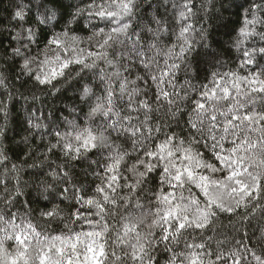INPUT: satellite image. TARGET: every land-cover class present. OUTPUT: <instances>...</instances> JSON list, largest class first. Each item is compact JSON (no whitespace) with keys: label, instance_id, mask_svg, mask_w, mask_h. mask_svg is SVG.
Here are the masks:
<instances>
[{"label":"clouds","instance_id":"1","mask_svg":"<svg viewBox=\"0 0 264 264\" xmlns=\"http://www.w3.org/2000/svg\"><path fill=\"white\" fill-rule=\"evenodd\" d=\"M0 264H264V0H0Z\"/></svg>","mask_w":264,"mask_h":264}]
</instances>
